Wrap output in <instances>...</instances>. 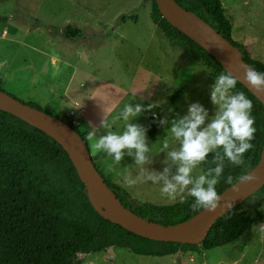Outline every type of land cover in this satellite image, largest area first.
<instances>
[{
    "label": "trees",
    "instance_id": "trees-1",
    "mask_svg": "<svg viewBox=\"0 0 264 264\" xmlns=\"http://www.w3.org/2000/svg\"><path fill=\"white\" fill-rule=\"evenodd\" d=\"M174 1L237 47L251 67L264 72V63L253 59L232 39L233 19L225 14L221 0ZM150 19L172 48L180 49L204 66L213 80L226 73L208 52L162 17L155 0H151ZM75 32L69 36L80 33L79 30ZM1 85L0 79V90ZM233 91L243 92L252 101L256 128L255 139L251 142L254 147L245 154L244 165L233 166L225 161L222 179L216 186L218 194L256 166L264 142L263 106L239 82ZM179 96L180 92H176L173 98ZM25 104L65 122L87 145L85 137L89 131H81L80 123L66 117L59 118L35 104ZM155 117L150 116L147 122L146 136L150 139L155 137L160 125L159 116L155 114ZM213 158L214 154L210 153L209 163L199 166L201 172L215 167L211 163ZM229 175L233 178L232 184L226 182ZM105 182L126 208L149 222L175 225L203 209L192 207L195 201L191 196L171 205L139 202L118 184L107 179ZM263 205L264 186L217 219L207 238L199 245L139 237L96 213L70 158L55 140L21 119L0 111V264H79V255L100 253L113 247L154 257L207 251L231 244L253 226L263 224Z\"/></svg>",
    "mask_w": 264,
    "mask_h": 264
},
{
    "label": "rangeland",
    "instance_id": "rangeland-1",
    "mask_svg": "<svg viewBox=\"0 0 264 264\" xmlns=\"http://www.w3.org/2000/svg\"><path fill=\"white\" fill-rule=\"evenodd\" d=\"M110 1L0 0V78L4 76L1 89L25 103L35 104L44 110H49L55 116L63 118L64 116L58 111H54V108L44 105L43 97L46 89L29 83L32 73L29 70L20 72L15 69V61L20 59L15 60L14 53L19 49L8 40V37L17 27V19L29 20L32 24L42 22L44 24L42 31L51 25L57 28H65L66 22L74 17H78L81 21L89 19L81 9L79 12L73 7V4L78 3L87 7L94 15L99 12V9L114 8L113 5H108ZM221 3L225 14L233 19L232 39L234 42L242 46L250 56L252 55L253 59L264 63V0H221ZM124 4L126 11L119 18L127 17L130 19L127 20V43L117 41L112 50L104 52L100 50L99 58L101 61H109L110 67L114 70V73L110 71V75L112 77L113 73L112 80L115 84L121 87L127 85L125 98L127 103H132L134 106L135 104H142L146 108L149 104L160 102L161 107H156L151 111L152 113L144 112L134 123H138L146 129L145 116L148 113V115L157 114L160 119L168 118L169 123L163 127L160 126L159 140L152 142L147 137L153 163L145 167L149 170L162 172L166 167L163 163L166 159V152L179 147V143L170 134H167V129L171 127V120L177 118V116H171L168 113L169 108L178 104L180 107L178 116L181 117L180 115L187 114L190 104L198 102L209 112L210 117L213 116L216 106L211 103L210 89L215 80L211 78L209 71L204 66L189 55L184 54L180 49L170 46L162 32L150 19L151 0H124ZM113 15L111 11L110 16ZM120 19L119 22H121ZM134 23L137 24L134 25ZM5 28L6 33L10 28L7 37L3 35ZM154 35L159 36L158 39L163 41L164 49L159 45L158 40L153 38ZM111 37L108 33L99 32L98 37L89 40L92 44L107 39L111 40ZM58 39H61L59 35ZM60 43H62L61 40ZM65 43L64 46L70 45V42ZM19 51L25 52V56L28 54L25 47L20 48ZM166 51L171 52L169 55H178V59H180L173 66L174 68L178 66L176 68L178 75L174 81H177L178 76L180 79L185 76V80L182 82L183 92L178 90L182 94L177 98H173L175 92L167 68L165 69V66L167 67L173 61L164 56ZM1 62H6L7 65H1ZM182 66L185 68V72L187 69L189 70V74L181 71ZM117 122L123 126V121ZM122 131L119 129L117 132ZM166 137L169 143L168 149L163 148ZM134 165V159L127 156V168H133V176L138 172ZM97 166L103 177L108 180L106 171L99 165ZM124 169L122 167L118 169V172L122 174ZM173 172H175V168H173ZM199 174L202 172L198 167L194 170L193 175ZM138 186L149 194H156L157 192L159 196H163L160 191V184L154 185L149 181L138 183ZM182 195L184 197L187 193ZM180 199L181 196L178 195L175 200L171 201L176 202ZM261 211L264 215V206ZM251 230L252 232L247 231L231 244L207 251L178 252L170 256L154 257L140 256L131 251L113 247L100 253L79 255V264H264V232L260 230L259 225L253 226Z\"/></svg>",
    "mask_w": 264,
    "mask_h": 264
},
{
    "label": "clouds",
    "instance_id": "clouds-1",
    "mask_svg": "<svg viewBox=\"0 0 264 264\" xmlns=\"http://www.w3.org/2000/svg\"><path fill=\"white\" fill-rule=\"evenodd\" d=\"M244 82L255 93L264 94V72L245 67ZM236 85L237 78L231 73H221L210 89L211 103L216 106L213 116L210 117L209 112L197 102L189 105L186 115L171 120L167 134L179 143V147L166 152L163 162L166 167L162 172L145 167L153 163L147 130L134 123L144 112H151L159 107L158 103L149 104L146 108L142 104L134 106L127 103L111 121L102 119L99 129H105V135L97 136L99 129L92 127L85 139L90 142L94 154H106L115 165H119L125 155L134 159V167L138 172L133 176V168H125L124 186L132 187L150 181L154 185L160 184L161 194L169 200H175L180 195L183 201L182 194L186 192L194 198V209L204 208L215 213L221 201L216 186L222 179L225 161L233 166L244 165L245 154L254 147L251 143L256 133L255 119L252 117L253 104L243 92L233 91ZM120 120L123 121V131H113V126ZM168 123L167 117L159 120L162 127ZM163 148H169L167 137ZM210 153L214 154L211 163L215 167H209L207 171L194 176L195 169L209 163ZM109 170L114 169L109 166ZM259 180L260 177L255 174L240 177V181L244 183H255ZM226 182L232 184L233 178L229 175ZM259 227L264 232V224Z\"/></svg>",
    "mask_w": 264,
    "mask_h": 264
},
{
    "label": "crops",
    "instance_id": "crops-1",
    "mask_svg": "<svg viewBox=\"0 0 264 264\" xmlns=\"http://www.w3.org/2000/svg\"><path fill=\"white\" fill-rule=\"evenodd\" d=\"M108 5H113L114 8L105 7L99 9L97 14L92 15L87 7L78 3L73 4V7L79 12L82 10L89 19L81 21L78 17H74L66 22L67 26L65 28H57L51 25V27L49 26L48 29L45 28L46 30L42 31L44 26L42 22L32 24L29 20L17 19V27L8 37V40L16 45L19 50L24 47L28 50L26 56L25 52L19 50L14 53L15 60L20 59L15 61V69L20 72L29 70L32 73L29 83L46 89L43 97L44 105L54 108V111H58L74 123H80L79 128L81 131H91L92 127L99 129L103 118L111 121L127 104L125 101L127 85L121 87L115 84L112 80L113 68L110 67L109 61L100 60L99 53L100 50H103V52L112 50L117 41L127 43V20L130 19L124 17L125 19L119 22V17L126 11L124 0H111ZM111 11L114 14L113 16H110ZM136 24L134 23V25ZM76 30H79L80 33L77 36L70 37L69 34L74 33ZM8 31L6 33V28L4 29L5 34L3 35L5 37L8 36ZM99 32L108 33L112 36V39L91 44L89 39L98 37ZM58 35L61 39H58ZM153 38L158 40L159 45L164 49L163 41L158 39L160 37L154 35ZM60 40L62 43L59 44ZM65 42H70V45L64 46ZM169 53L171 52L166 51L164 56L173 61L167 67L165 66V69L167 68L170 75L174 92H180L178 90L183 92L182 82L185 80V76H182L181 79L178 76L177 81H174L178 75L176 70L178 66L176 68L173 66L180 59H178V55H169ZM180 58L182 57L180 56ZM1 63V65H7L6 62ZM12 66L14 65L12 64ZM110 71L113 72L112 77ZM181 71L185 72L183 66ZM186 72L185 74H189V70L188 73ZM114 77L116 78V76ZM0 79L3 83L4 76ZM158 104L161 107L160 102ZM178 106V104H175V106H172L173 108L170 107L169 109L172 111L168 110V113L171 116H178L180 109ZM148 114L145 116L146 123L149 117L154 115ZM180 116L183 117V115ZM161 127L159 125L155 137L151 139L152 142L159 140ZM119 129L123 130V126H120L117 122L112 130L117 132ZM105 134V129H99L97 132V136ZM87 146L97 169V165H99L100 168L106 171L105 174L110 182L121 186L137 201L156 205H171L181 200L172 202L164 195L159 196L157 192L156 194H149L142 190L138 184L132 187L124 186L123 175L125 173H119L118 169L127 168V155L119 165H115L112 158L107 157L106 154H94L89 141H87ZM109 166L114 170L110 171ZM249 232H252V230H249Z\"/></svg>",
    "mask_w": 264,
    "mask_h": 264
},
{
    "label": "water",
    "instance_id": "water-1",
    "mask_svg": "<svg viewBox=\"0 0 264 264\" xmlns=\"http://www.w3.org/2000/svg\"><path fill=\"white\" fill-rule=\"evenodd\" d=\"M162 17L174 28L208 52L227 73L245 87L264 108V94H257L244 82V68L251 67L243 60L241 51L221 36L207 22L185 10L174 0H155ZM0 111L11 114L55 140L67 153L80 181L86 188L91 206L103 219L117 224L139 237L157 242L199 245L208 236L215 221L240 205L264 186V142L260 159L247 174L260 180L244 183L238 180L225 189L220 207L215 213L202 209L190 219L164 226L149 222L126 208L109 188L92 161L88 146L68 124L29 106L0 90ZM246 175V174H245ZM235 186V188H234Z\"/></svg>",
    "mask_w": 264,
    "mask_h": 264
}]
</instances>
